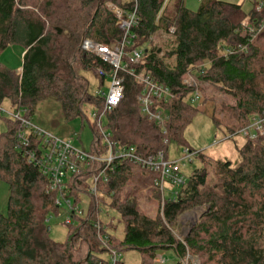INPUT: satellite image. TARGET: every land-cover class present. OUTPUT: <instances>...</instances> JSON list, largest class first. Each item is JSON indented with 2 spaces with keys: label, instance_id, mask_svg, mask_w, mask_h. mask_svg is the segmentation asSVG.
I'll use <instances>...</instances> for the list:
<instances>
[{
  "label": "trees",
  "instance_id": "obj_1",
  "mask_svg": "<svg viewBox=\"0 0 264 264\" xmlns=\"http://www.w3.org/2000/svg\"><path fill=\"white\" fill-rule=\"evenodd\" d=\"M248 1L249 11L222 0H204L193 11L184 0H0V54L13 45L24 49L21 74L0 61V106L10 102L29 118L48 99L60 104L66 120L86 118L85 106L101 112L105 99L89 93L83 73H92L103 85L99 71L112 69L80 46L86 38L109 48L122 41L123 32L108 8L113 4L124 12L136 10L139 19L126 45L125 68L118 74L123 99L103 118L113 140L120 147H135L144 157L167 156L170 141L185 144L184 131L200 112L190 102L195 92L201 95L199 104L211 105L217 130L233 137L252 115L264 111V10H257L260 0ZM246 18L248 26H242ZM135 50L143 53L139 63L131 61ZM141 73L187 96L154 105L163 124L142 113V86L135 79ZM189 74L196 87L184 84ZM6 123L0 134V179L9 194L7 213L0 215V264H112L113 253L128 251L140 253V264H154L158 254L170 250L178 264L187 254L200 264H264L263 138L238 146L235 163L189 149L201 166L169 199L156 186L158 174L125 159L115 161L108 183L98 182L96 195L90 186L99 163L68 175L65 198L82 215L68 211L67 240L57 243L47 228L63 206L56 204L61 193L49 190L48 178L28 157L39 138L32 135L30 148H18L20 124ZM91 129L88 152L105 153L94 123ZM84 197H89L86 212L80 206ZM150 204L158 207L153 215ZM199 208L204 212L180 239V218ZM116 264L123 263L117 259Z\"/></svg>",
  "mask_w": 264,
  "mask_h": 264
},
{
  "label": "built area",
  "instance_id": "obj_2",
  "mask_svg": "<svg viewBox=\"0 0 264 264\" xmlns=\"http://www.w3.org/2000/svg\"><path fill=\"white\" fill-rule=\"evenodd\" d=\"M169 0H166V3ZM204 0H198L203 2ZM108 8L117 18V25L123 32L122 41L114 48L106 47L97 43L89 38H86L81 43V50L99 57L103 62L111 67L110 73L99 71V75L104 79L110 78L109 87L107 92L98 93L97 96L105 99L104 106L101 112L95 111L93 114V122L96 125L98 141L106 148L105 153L91 154L88 151L79 149L70 141L57 139L39 129L26 114V110L17 111H3L0 112L9 119L16 121L20 124V132L17 136L18 148H30L32 143V135L39 138L37 149L28 152L29 160L38 165L43 174L48 178L49 190L51 192H60L61 197L56 200L58 206L62 204L67 205L68 211L82 215L80 208H75L70 200L65 198L64 189L65 179L68 175L80 173L85 168H93L97 163L100 164L97 173L92 178L90 191L91 194H97L98 182L108 183L110 181L109 173L114 171L115 161L118 159H125L133 162L141 168L158 174L159 178L156 181V186L163 194L165 187L169 185L173 189H179L187 183L188 177L181 173L179 161H170L164 153L160 152L154 155L142 156L137 152L135 147H120L116 141L113 140L112 135L103 127V118L107 113L112 112L118 107L124 95L123 80L119 77V71L124 70L122 64L123 58L126 55V45L129 43L131 30L138 27V17L136 10L132 12H124L118 6L108 4ZM136 9V8H135ZM257 10H264V0H260ZM249 19L246 18L242 22V26H248ZM264 28V20L261 23ZM254 32V29L252 30ZM261 31V29H260ZM143 58V53L135 50L131 54V61L139 63ZM138 85L142 86L141 95L138 98L142 113L150 120L158 124L164 123V117L157 110L154 109L156 103H167L171 100H187L184 93H173L169 88L162 87L161 85L153 82L144 73L135 76ZM188 87H196L195 79L189 74L184 81ZM201 100V95L195 92L190 98L192 105ZM242 137L244 140L256 141L260 138L264 139V111L252 115L248 125L235 134V136H228L229 138ZM216 146L217 144H213ZM195 156L194 153L185 151V158ZM65 223H71L70 215L68 214ZM118 255L113 253V264ZM156 264H164L166 262L163 254H158L155 257ZM181 264H199L195 258L187 254L182 260Z\"/></svg>",
  "mask_w": 264,
  "mask_h": 264
},
{
  "label": "rangeland",
  "instance_id": "obj_3",
  "mask_svg": "<svg viewBox=\"0 0 264 264\" xmlns=\"http://www.w3.org/2000/svg\"><path fill=\"white\" fill-rule=\"evenodd\" d=\"M222 1L241 5L245 11H249V9H251V4L248 0ZM174 2L175 0H170L171 4ZM184 4L188 9L196 11L201 3L198 2V0H184ZM22 53V46H9L0 54V61L10 69L19 71L23 65ZM169 65L172 66L173 64L169 63ZM83 76L89 82V93L91 95H97L98 93L108 91L110 78L106 77L103 85H100V80L92 73L85 72L83 73ZM218 98L223 99L222 96H218ZM199 102L195 103V106H200V112L195 116L184 131L185 144L180 145L175 141H170L168 147L167 158L170 161H179L181 173L186 177H189L195 169L200 168L201 164L193 155L190 159L185 158V151L191 152L193 150L195 153L204 151L206 154L215 159L235 163L239 160L237 147L241 146L245 141L242 137L228 139V137L223 135L222 132L218 131L210 117L212 108L211 105L199 104ZM0 108L3 111H10V103L5 102ZM95 111V108L85 106L83 108V112L86 118L77 117L71 120H66L60 104L54 100L48 99L38 103L35 108L32 121L39 129L52 137L70 141L73 146L89 151L91 142L94 138V132L91 129V125L94 123L92 118ZM4 118L9 119L8 116H4V114L0 112V134L6 132L7 130V123L5 122L6 120H3ZM215 143L217 144L216 146L213 145ZM142 193L147 194V190H143ZM170 196L171 195L169 194L168 189H165L164 198L169 199ZM160 197L162 198V196ZM7 201L8 186L6 182L0 179V215H6ZM88 203L89 197H84L80 205L84 212H86L88 208ZM156 208L158 207L154 204L149 205V209L153 212L152 215L156 213ZM203 212L204 208H199L186 213L180 218V228L177 233L180 239L185 237L191 225L199 219ZM110 213L114 215L116 214L108 212V214ZM67 216V205L64 203L61 207L59 215L51 217L48 222V227L50 228L49 236L57 243H64L67 240L68 233L67 228L64 225ZM107 216L103 214L102 218L107 220L109 215ZM119 235H121V232H119ZM161 254H163L166 259L164 264H178V258L174 251H165ZM118 260L123 264H140L141 255L138 251H128L118 256ZM195 260L199 263V260ZM154 264L156 263L154 262Z\"/></svg>",
  "mask_w": 264,
  "mask_h": 264
},
{
  "label": "crops",
  "instance_id": "obj_4",
  "mask_svg": "<svg viewBox=\"0 0 264 264\" xmlns=\"http://www.w3.org/2000/svg\"><path fill=\"white\" fill-rule=\"evenodd\" d=\"M168 2H169V1H168ZM22 55H24V49H23V53H22ZM8 68H9V67H8ZM9 69H10V68H9ZM11 70H13V69H11ZM13 71H16V70H13ZM21 71H22V68H21V70L17 71V74H21ZM6 102H7V101H6ZM4 103H5V102H4ZM4 103H3L2 105H4ZM9 103H10V102H9ZM2 105H1L0 107H2ZM10 111H16L15 109L12 108L11 104H10ZM31 119H33V117H32ZM3 120H7V119L4 118ZM5 122H6V121H5ZM32 122H33V121H32ZM165 189H168L169 194L171 195L170 198H172V197L174 196V193H175L176 189L171 188L169 185L166 186ZM8 194H9V191H8ZM162 195H163V198H164V193H163Z\"/></svg>",
  "mask_w": 264,
  "mask_h": 264
},
{
  "label": "bare ground",
  "instance_id": "obj_5",
  "mask_svg": "<svg viewBox=\"0 0 264 264\" xmlns=\"http://www.w3.org/2000/svg\"><path fill=\"white\" fill-rule=\"evenodd\" d=\"M113 262H114V261H113V257H112V264H113ZM116 262H117V259H116V261H115V263H114V264H116Z\"/></svg>",
  "mask_w": 264,
  "mask_h": 264
},
{
  "label": "water",
  "instance_id": "obj_6",
  "mask_svg": "<svg viewBox=\"0 0 264 264\" xmlns=\"http://www.w3.org/2000/svg\"><path fill=\"white\" fill-rule=\"evenodd\" d=\"M47 231H48V232L50 231V228H49V227L47 228Z\"/></svg>",
  "mask_w": 264,
  "mask_h": 264
}]
</instances>
